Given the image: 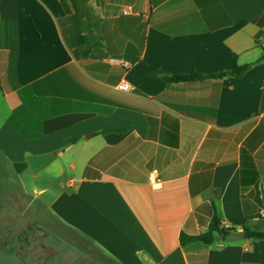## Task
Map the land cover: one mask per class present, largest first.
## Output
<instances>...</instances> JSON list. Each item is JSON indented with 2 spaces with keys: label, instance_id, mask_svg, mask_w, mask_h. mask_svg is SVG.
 Returning <instances> with one entry per match:
<instances>
[{
  "label": "crops",
  "instance_id": "obj_1",
  "mask_svg": "<svg viewBox=\"0 0 264 264\" xmlns=\"http://www.w3.org/2000/svg\"><path fill=\"white\" fill-rule=\"evenodd\" d=\"M84 7L0 0V264H189L180 231L204 232L212 205L225 228L262 226L264 0ZM47 153L33 175L26 158ZM206 264H264V240H216Z\"/></svg>",
  "mask_w": 264,
  "mask_h": 264
},
{
  "label": "trees",
  "instance_id": "obj_2",
  "mask_svg": "<svg viewBox=\"0 0 264 264\" xmlns=\"http://www.w3.org/2000/svg\"><path fill=\"white\" fill-rule=\"evenodd\" d=\"M64 3V0H60ZM73 11V17L75 20L82 21L83 17H86L85 4L86 0H70ZM67 12L68 8L66 7ZM81 35L80 38V54L86 56L92 46V31L88 25V22L81 23ZM264 59V54L259 60ZM249 65L237 66L231 71L222 72L213 75H202L200 73L191 72L187 74H172L163 75V79L168 84H184V83H196L209 79H218L224 76H231L235 79H241L248 71ZM115 132H124L125 129L114 130ZM26 165L21 163L14 164L16 172L20 173L25 169ZM242 231L245 232L246 240L260 239L264 240V224L262 226H250L247 224V219L244 217L242 225ZM235 228H225L222 225V221L219 219L215 212L214 205H212V214L207 229L204 232H198L192 221H187L179 234V244L184 250L187 256L189 264H206V249L210 245L216 242L219 235H226L229 233H235Z\"/></svg>",
  "mask_w": 264,
  "mask_h": 264
},
{
  "label": "water",
  "instance_id": "obj_3",
  "mask_svg": "<svg viewBox=\"0 0 264 264\" xmlns=\"http://www.w3.org/2000/svg\"><path fill=\"white\" fill-rule=\"evenodd\" d=\"M55 153H47L44 155L38 156H28L26 158L27 165L33 175L44 170L48 167L55 159ZM246 239V235L244 231L229 233L226 235H219L217 240L226 241V242H239Z\"/></svg>",
  "mask_w": 264,
  "mask_h": 264
},
{
  "label": "built area",
  "instance_id": "obj_4",
  "mask_svg": "<svg viewBox=\"0 0 264 264\" xmlns=\"http://www.w3.org/2000/svg\"><path fill=\"white\" fill-rule=\"evenodd\" d=\"M131 89L130 85L127 84L126 82H121L116 86V90L121 91V92H128ZM157 171H152L151 176L149 178L150 183L153 186H159L160 185V180L157 177Z\"/></svg>",
  "mask_w": 264,
  "mask_h": 264
}]
</instances>
